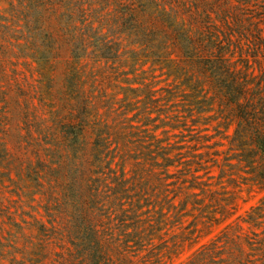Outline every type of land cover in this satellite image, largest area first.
<instances>
[{
	"label": "trees",
	"instance_id": "obj_1",
	"mask_svg": "<svg viewBox=\"0 0 264 264\" xmlns=\"http://www.w3.org/2000/svg\"><path fill=\"white\" fill-rule=\"evenodd\" d=\"M18 1L35 30L55 15V63L63 49L68 56L55 94L48 78L47 119L0 89V183L49 197L50 226L38 221L36 243L17 251L10 238L22 228L4 221L0 192V248L11 247L12 264H43L50 239L61 252L49 264H167L154 239L167 224L165 181L182 142H193L187 153L213 139L226 149L198 163L208 179L219 169V190L198 176L187 187L209 201L202 235L175 236L168 258L235 215L242 185L264 190V0ZM52 38L34 37L30 57L48 63ZM183 194L182 204L195 203V192ZM5 224L15 229L7 244ZM179 264H264V195Z\"/></svg>",
	"mask_w": 264,
	"mask_h": 264
},
{
	"label": "rangeland",
	"instance_id": "obj_2",
	"mask_svg": "<svg viewBox=\"0 0 264 264\" xmlns=\"http://www.w3.org/2000/svg\"><path fill=\"white\" fill-rule=\"evenodd\" d=\"M27 15L28 17L27 21ZM25 17V18H24ZM34 12L29 8L27 2L20 6L18 0H0V89L7 90L8 95H11L13 98L23 101V99L29 98L34 107H36L37 114L42 119H47L50 108L49 104H52L55 107V101L51 103V96L46 95L48 78L54 76V88L53 92L55 94V76L57 85H60L63 77L64 63L68 56V51L65 49L62 50L60 56L56 59L55 63V15L51 12L46 13L42 25H40L38 30H35V27L38 25L34 24ZM49 25V29L46 30L45 26ZM53 36L51 57L48 63H45L44 60L40 61L36 58L30 57L29 47H31L30 42L34 37L39 39ZM51 38V37H50ZM28 41V43H27ZM47 42L49 40H46ZM44 51V50H43ZM56 69V70H55ZM159 71H157V74ZM163 77V76H161ZM160 76L157 79L161 78ZM163 84V82H161ZM25 94V96H24ZM215 122H213L214 124ZM212 125V124H211ZM209 133H212V127L210 128ZM162 131V128L157 130L159 135ZM234 131V125L232 124L228 130L229 134H232ZM178 141V137L173 139V143ZM213 140L209 142L210 147L200 146L196 148L191 153H187L188 147L186 145H192L193 142H182L185 145L180 152L182 156L174 162L173 166L169 167V172L173 174L171 178L166 179V194L170 199L169 204H164L163 212L166 213L167 224L159 232V238L154 239V243L157 246H162L161 253H164L163 261H167V264H179L185 263L189 260L192 252L204 242L210 241L217 234L220 233L222 227L230 222L238 214H245L250 206L255 205L259 202L261 197L264 195V190H260L256 186L250 189L249 185H242L243 190L240 192V198L237 200L238 210L230 219L221 223L218 226L212 228L211 233L206 236L199 237V241L193 244L191 247L188 246V242H185L184 248H179L177 250L180 253L171 254L170 258L166 255V248L171 247L173 244L174 237H179L181 235H202L203 231L201 230L202 224L201 221L204 215L205 205L209 203L208 198L205 194L201 192L203 188L198 187L194 189H188L189 180L193 176H198V181H207L211 182V192L215 189L219 190L218 185H214L216 182V177L219 174V169L211 167L210 175L211 178L208 179L206 176L205 170L200 169L199 162L204 163L207 157L204 155L206 153L212 154L215 151H223L226 149V146H213ZM226 144L227 140H223ZM12 147V146H11ZM175 153V152H174ZM173 153V154H174ZM28 154V152H27ZM222 158V155L219 156V159ZM233 164H236V160H231ZM205 165H210L209 162L204 163ZM150 167L149 165L147 168ZM153 171L159 172L157 168H153ZM12 178L15 179V175L12 173ZM226 178H223V181ZM226 184V182H223ZM228 189L230 187L228 186ZM0 192H3L4 202L8 208V211L11 213V219H4L5 222H14L19 227L22 228V232L17 233L16 238L12 239L10 242L12 246L16 247L17 251L22 249V247H31L29 242L36 243L37 239V230L35 228L36 223L44 222L47 226L50 224L47 221L43 205L46 203L49 197L42 193H35L34 200L32 198V189L23 188L14 189L13 185L9 180L3 178L2 183H0ZM195 192L196 200L195 203H187L186 205L182 204L184 199L183 193ZM55 196V194H54ZM151 200L154 197H150ZM162 199V198H161ZM53 202L55 201L52 198ZM160 201V198L157 199ZM52 202V203H53ZM213 202L211 201V209ZM149 205L147 208H160L157 204L152 206ZM172 205L175 208H172ZM55 207V203H53ZM181 208V210H180ZM160 210V209H159ZM179 210V213H178ZM178 215L176 216V214ZM0 220H2L0 218ZM171 221V222H170ZM6 230L3 231L1 238L3 244H7L9 241L6 238H9V231L12 230L15 232L13 226L10 227L8 224H5ZM9 230V231H8ZM11 231V232H12ZM21 232V233H20ZM22 235V236H21ZM179 242V241H177ZM47 248L51 251L50 256L43 257L42 263L49 264L50 259H55V252H61V249L55 245V242L51 239L48 240ZM46 249V247H45ZM11 247L0 248V264H12V257L9 255ZM17 259L21 258V252H14ZM50 257V259H48Z\"/></svg>",
	"mask_w": 264,
	"mask_h": 264
}]
</instances>
